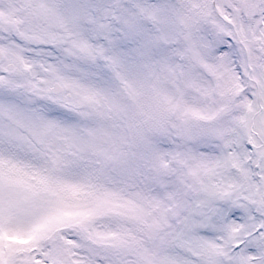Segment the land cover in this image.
<instances>
[{
  "label": "snow or ice",
  "instance_id": "obj_1",
  "mask_svg": "<svg viewBox=\"0 0 264 264\" xmlns=\"http://www.w3.org/2000/svg\"><path fill=\"white\" fill-rule=\"evenodd\" d=\"M0 264H264V0H0Z\"/></svg>",
  "mask_w": 264,
  "mask_h": 264
}]
</instances>
